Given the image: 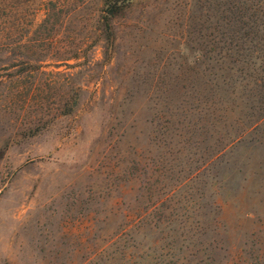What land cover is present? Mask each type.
I'll return each mask as SVG.
<instances>
[{"label":"rangeland","instance_id":"rangeland-1","mask_svg":"<svg viewBox=\"0 0 264 264\" xmlns=\"http://www.w3.org/2000/svg\"><path fill=\"white\" fill-rule=\"evenodd\" d=\"M115 2L0 0V264H264V125L205 166L235 127L176 123L217 73L204 0L108 36Z\"/></svg>","mask_w":264,"mask_h":264},{"label":"trees","instance_id":"trees-1","mask_svg":"<svg viewBox=\"0 0 264 264\" xmlns=\"http://www.w3.org/2000/svg\"><path fill=\"white\" fill-rule=\"evenodd\" d=\"M136 1L116 0L104 25L108 36L116 15ZM204 4L210 23L204 29L203 53L216 63L217 73L209 70L205 91L177 106L182 119L176 123L202 140L215 138L227 121L235 127L233 139L206 162L210 166L230 148L251 141L264 125V0H204Z\"/></svg>","mask_w":264,"mask_h":264}]
</instances>
